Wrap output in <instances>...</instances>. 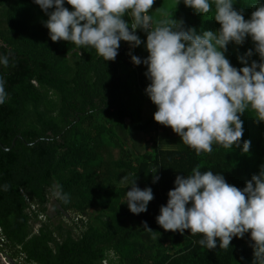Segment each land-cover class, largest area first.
<instances>
[{"label": "trees", "instance_id": "16d2710c", "mask_svg": "<svg viewBox=\"0 0 264 264\" xmlns=\"http://www.w3.org/2000/svg\"><path fill=\"white\" fill-rule=\"evenodd\" d=\"M233 4L248 20L264 0ZM64 6L72 10L67 0ZM161 7L167 17L157 11ZM214 13V4L203 16L183 0H155L150 10L154 20H177V27L180 21L184 30L197 34L220 30ZM124 19L131 24L129 16ZM47 20L34 0H0V56L9 59L7 67L0 64L8 94L0 104V234L5 245L25 264H254L250 233L234 237L226 250L219 241L209 250L198 243L202 235L166 232L156 218L176 177L191 175L197 166L243 189L264 165V122L257 123L246 110L241 147L213 144L211 154L197 156L170 127L154 120L156 105L144 116L143 98L151 83L143 63L150 55L145 31H136L140 46L121 41L115 61H105L92 47L51 41ZM250 49L249 65L260 63L251 37L230 43L225 56L240 69V58ZM141 138L143 145L137 142ZM243 141L251 142L248 153ZM127 145L137 153L133 164L123 156ZM154 175L159 176L155 183ZM135 181L142 190L151 187L154 195L147 212L139 215L126 203ZM53 197L60 210L86 214L76 237L62 232L61 225L39 222Z\"/></svg>", "mask_w": 264, "mask_h": 264}, {"label": "clouds", "instance_id": "9594fccd", "mask_svg": "<svg viewBox=\"0 0 264 264\" xmlns=\"http://www.w3.org/2000/svg\"><path fill=\"white\" fill-rule=\"evenodd\" d=\"M34 2L48 15L45 27L51 41L92 47L105 61H115L121 41L140 46L136 31H145L150 55L143 63L151 81L146 93L157 106L154 120L170 127L197 156L211 154L213 144L229 150L241 147V116L246 110L255 114L257 123L264 122V4L245 20L233 0H183L203 16L215 6L214 20L220 30L197 34L195 29L184 30L180 21L177 27V20H154L150 10L155 0H67L72 10L64 6L65 0ZM157 11L168 16L162 7ZM248 37L261 62L249 65L250 49L240 58L244 67L237 69L225 52L230 43L243 44ZM131 58L136 65L142 62L135 55ZM0 64L7 67L8 57L0 56ZM4 85L0 77V104L8 98ZM250 146V141H243V152L248 153ZM158 180L154 175L153 182ZM130 189L126 193L130 212H147L154 199L152 188L142 190L135 181ZM168 196L156 218L166 232L200 234L198 243L209 250L216 249L217 241L226 250L234 237L242 239L250 233L254 264H264V165L243 189L228 184L223 174L202 173L197 166L191 175L176 177ZM144 228L152 231L146 222Z\"/></svg>", "mask_w": 264, "mask_h": 264}, {"label": "rangeland", "instance_id": "374dc122", "mask_svg": "<svg viewBox=\"0 0 264 264\" xmlns=\"http://www.w3.org/2000/svg\"><path fill=\"white\" fill-rule=\"evenodd\" d=\"M143 104L145 107L144 116H146L150 113H153L156 110L155 104H153V102L150 100L148 95H146L143 98ZM128 122H129V120L126 119V123H128ZM103 138L108 144H112V141L109 138V136L104 134ZM137 142H138V144L143 145V142H145V141H143L141 138L140 140H137ZM150 145L151 144L148 143L146 146V148L148 149L149 152L151 151ZM161 148H163V146H161ZM122 150H123V156L127 160V162H130L133 164L135 162V160L137 159V153L132 150V147L130 145L122 147ZM115 154H117V153L115 152ZM117 156L118 155H116L115 157H117ZM101 194H102V192H100V195ZM78 215H80L81 217H79ZM85 216H86V214H85ZM85 216L80 212L77 213L75 210L74 211L73 210H70V211L60 210L58 203H56L55 197H53V198H50L46 212L40 217L39 222L40 223H43V222L49 223L53 227H56L57 225H61V227H62L61 231L62 232L63 231L64 232L70 231V233L74 237H76L80 233L81 224L79 223V221L80 220L84 221ZM40 223L39 224L37 223L33 227V231H36L38 229V227L40 226ZM55 239H56L57 243H59L61 241V239H59V237H55ZM0 253L4 257L6 263H8V264H25L22 260L23 257L21 255H16V254L14 255L13 250L10 247L5 245V240L1 234H0Z\"/></svg>", "mask_w": 264, "mask_h": 264}, {"label": "water", "instance_id": "95a60500", "mask_svg": "<svg viewBox=\"0 0 264 264\" xmlns=\"http://www.w3.org/2000/svg\"><path fill=\"white\" fill-rule=\"evenodd\" d=\"M14 144V141L12 142V145ZM0 264H8L6 263L4 257L2 256V254L0 253Z\"/></svg>", "mask_w": 264, "mask_h": 264}, {"label": "built area", "instance_id": "2783aa9c", "mask_svg": "<svg viewBox=\"0 0 264 264\" xmlns=\"http://www.w3.org/2000/svg\"><path fill=\"white\" fill-rule=\"evenodd\" d=\"M129 50H130V52L132 51L131 49H129ZM129 50L127 52H129Z\"/></svg>", "mask_w": 264, "mask_h": 264}]
</instances>
